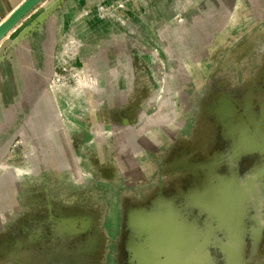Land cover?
Returning a JSON list of instances; mask_svg holds the SVG:
<instances>
[{"label": "rangeland", "instance_id": "1", "mask_svg": "<svg viewBox=\"0 0 264 264\" xmlns=\"http://www.w3.org/2000/svg\"><path fill=\"white\" fill-rule=\"evenodd\" d=\"M104 1L95 5V17L112 21L116 34L102 31L89 49L86 28L79 56L69 58L76 50L72 44L58 65L53 59L44 128L34 108L23 130L2 133L3 139L12 135L0 173L12 178L17 196L8 204L0 197V215H14L16 234L27 243L19 251L41 257L32 264H127V206L120 195L142 178L134 173L143 165L125 159L126 148L151 129L176 126L190 113L213 108L236 92L237 76L255 74L264 64V0ZM217 78L220 85L207 91ZM184 103L192 112L182 113ZM193 121L177 132L173 146H202L213 134L219 140L212 118L195 115ZM163 144L160 150L168 155V142ZM156 161L157 175L170 170L166 160ZM167 190L166 182H157L122 192L143 193L138 201L147 204L152 193Z\"/></svg>", "mask_w": 264, "mask_h": 264}, {"label": "crops", "instance_id": "2", "mask_svg": "<svg viewBox=\"0 0 264 264\" xmlns=\"http://www.w3.org/2000/svg\"><path fill=\"white\" fill-rule=\"evenodd\" d=\"M23 1L0 0V23L7 19ZM54 1L56 0H43L0 40V162L3 153H5L4 149L10 147L8 137L12 135L3 139L2 133L23 130L27 125L28 117L34 114V108L38 109L37 114L41 116L39 126L44 128V114L47 112L43 100L44 95L48 92L50 64H54L53 59L58 65L60 62L58 56L65 50V46L75 44L76 50H80L82 32L86 33L84 32L86 28L89 49L95 46L98 34L102 31H104L102 34L105 35L116 34L113 33L112 25L109 24L112 21L105 19L98 22L95 17V15L97 16L94 11L95 5L101 0H64L61 6L53 11L43 23L28 31L18 44L11 43L20 30L29 25L40 11ZM111 1L105 0L104 3ZM85 36L84 34L83 37ZM233 98L237 105L231 106L226 117L223 115L224 112L218 113L214 108H203L202 111H199L201 117L212 118L213 125L216 124L219 127L217 134L220 136L219 140L213 134L211 138L204 141L202 146H173L178 136L177 132L182 133L184 126L190 121L193 115L190 113L184 118V124L169 126L166 129H151L150 135H144L147 138L142 137L135 146L126 148L125 155L122 153V156L128 161L133 158L140 164H153L158 158H162L164 161L168 160L169 163L173 161L185 162L187 168L180 177L184 176L188 185L185 188L176 186L174 190L168 188L165 193H160L165 201L163 205L171 207L175 220L182 225L185 233H191L193 229L202 228L209 223L208 213L194 201H203L214 197L219 179L228 177L235 169L236 164L241 170L244 168L243 172L247 173L249 165L245 166V164L250 160V157H254V153L250 151H240L239 149L234 154L232 151L242 135H249L252 132V125L250 123L248 125L241 124L240 120L241 116L249 118L253 114L256 115V102L253 99H248L247 103L240 97L233 96ZM242 103H244L243 108ZM39 105L41 108H37ZM186 106L184 103L186 109L184 115L192 112V107L189 106L187 109ZM200 130L204 133L205 128L201 127ZM165 141L168 142L165 151L168 155L160 150ZM211 161V165L208 164ZM252 167H256V164ZM153 173H156V168H152L148 172L144 170L143 177ZM178 175L179 173L176 174V178L179 177ZM198 177L203 178L201 186L198 184ZM13 184L12 178H3L0 173V197L5 198L3 204L11 203V198L16 201V187H13ZM189 195L190 198H188ZM154 201L155 199L152 200V202ZM165 205L163 209L166 208ZM245 206V213L256 211V204L250 203ZM145 210H156V204H148ZM2 211L4 213L0 215V264H32L35 260L41 259L40 255H31L29 252L21 254L19 250L22 249V244L27 245V243L22 242L21 237L16 234L18 223H16V219H12L14 216L11 214L12 212ZM246 216L244 217L246 218ZM246 243L251 245L250 255H245L247 261L250 263L258 261L264 264V256L254 255L257 243L255 241L249 243L247 240L244 243L245 252ZM208 254L219 255L212 250Z\"/></svg>", "mask_w": 264, "mask_h": 264}, {"label": "water", "instance_id": "3", "mask_svg": "<svg viewBox=\"0 0 264 264\" xmlns=\"http://www.w3.org/2000/svg\"><path fill=\"white\" fill-rule=\"evenodd\" d=\"M42 1L43 0H24L12 11L7 19L0 23V40H2L21 19L28 15L30 11H33ZM63 1L64 0H56L40 11L29 25L20 30L11 43L18 44L28 31L33 30L35 26L43 23L53 11L61 6ZM250 64L252 66V63ZM249 66L250 65L246 68L248 69ZM263 69L264 64L260 66V69L255 74L247 75L246 72L244 77L237 76L235 81L236 92H233L231 96L223 95L219 103L215 101L216 105H214L213 108L217 110L218 113H223L221 112V106H223L222 102L224 99L228 100L229 109L223 113L224 117L230 112L231 106L237 105V102L233 101V96L240 97L243 101H247V103L248 99H253L256 102L255 106L257 113L249 118H247V116H241L240 123H246L247 125L250 123L253 129L249 135H242L239 143L232 151L233 154L239 149L240 151H250L254 153V157H250V160L245 164V166L249 165L247 169L248 172H243L244 168L241 170L239 165L236 164L235 169H233V172H231L228 177L219 179L218 187H216V195L214 197L203 201H194L208 213L209 223L207 226L195 228L191 233H185L182 225L175 220L171 207L164 204L166 208L163 209V203H165V201L160 195L162 191L158 194L156 192L152 193L153 195L149 202L144 204L146 207L142 206L143 203H139L138 201L143 193L128 195L122 192L126 187L144 188L147 185L157 182H160L161 186L166 182L168 188L173 190L176 189V186L181 187L179 183L181 179L187 182L184 176L180 177L187 168L184 161H173L169 163V161L166 160L170 170L161 176L153 173L143 177L144 170L148 172L152 170V168L155 169L156 165L154 163L141 164V166H143L140 167L134 175H142V178L126 184L122 189L120 198L127 206L123 221V230L125 231L123 249L126 250L127 253V264H154L151 258L150 261H148L140 257H134L133 255L136 249H138V251L141 250L145 255H157L156 262L158 264H165V255H169L170 258L173 259V264H261L258 261H254L253 263L247 261L245 255H250L251 245H247L246 243L245 252L244 243L247 240L249 243L255 241L257 247L254 255L264 256V249L262 247L264 246V81L263 83L257 84L258 80L264 77ZM206 76H209V74H206ZM208 80L209 78L207 81ZM251 80L256 81L255 84ZM219 82L220 79L217 78L216 86H209V83L206 84V87L209 86L206 90L213 92L218 85H220ZM221 90V93H227L223 88ZM243 106L244 103H242V108ZM185 110L183 106L181 110L183 114ZM195 110H197V108H195ZM200 114V112H195L189 122H194L193 117ZM184 123V119L176 121V125L178 126ZM212 161L208 164L211 165ZM255 164L256 167H252ZM178 173L179 177L176 178V174ZM202 180L203 178L198 177V184L200 186L203 182ZM188 198H190V195ZM154 199L155 201L152 202ZM249 199H251V201H249ZM250 203L256 204V211H254V213H245V205ZM148 204H156V210H145ZM141 213L146 217V227H148L147 230L135 228V231L130 226V219L133 215L140 217ZM244 216H246V218ZM62 221L65 223L66 219ZM75 222V219H67V223L70 225H73ZM151 234H153V236H151ZM154 235H157L158 239L156 238V241L154 240ZM94 241L95 239H91V245ZM210 250L217 252L219 255H207ZM97 258L101 260V255H98ZM97 258L95 257V261H97Z\"/></svg>", "mask_w": 264, "mask_h": 264}, {"label": "bare ground", "instance_id": "4", "mask_svg": "<svg viewBox=\"0 0 264 264\" xmlns=\"http://www.w3.org/2000/svg\"><path fill=\"white\" fill-rule=\"evenodd\" d=\"M72 48V47H71ZM79 52V50H75L74 51V53L71 55V57H69V58H72V59H74L76 56H79L78 53ZM63 56V55H62ZM222 105L223 106H221V112H226V111H228V109H229V107H228V100H223V102H222ZM76 106H78V105H76ZM89 112V111H88ZM72 115H73V112H72ZM81 115V114H80ZM32 150V149H31ZM146 222H147V220H146V217H144L143 215H142V213L140 214V217H137L136 215H133L132 217H131V219H130V226L132 227V229H134L135 231H136V229L135 228H137V229H139V230H147V227H146ZM137 233H139V232H137ZM151 236H153V234H151ZM157 235H154V240L156 241L157 239ZM187 240H189V239H187ZM135 248V247H134ZM159 253V252H158ZM138 254H140V255H138ZM134 257H140L141 259H143V260H148V261H150V258H151V260H152V262L154 263V264H158L157 262H156V257H157V255H145V253H142L141 252V250H139L138 251V249H136L135 251H134V255H133ZM164 262H165V264H173V259H171L170 258V256L169 255H165V258H164Z\"/></svg>", "mask_w": 264, "mask_h": 264}, {"label": "flooded vegetation", "instance_id": "5", "mask_svg": "<svg viewBox=\"0 0 264 264\" xmlns=\"http://www.w3.org/2000/svg\"><path fill=\"white\" fill-rule=\"evenodd\" d=\"M73 114H74V113H73ZM72 116H73V115H72ZM92 118L95 120V117H94V115H93V114H92ZM92 118H91V119H92Z\"/></svg>", "mask_w": 264, "mask_h": 264}]
</instances>
